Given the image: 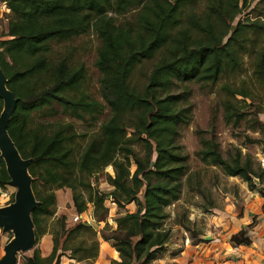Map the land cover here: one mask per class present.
Listing matches in <instances>:
<instances>
[{"label": "trees", "instance_id": "obj_1", "mask_svg": "<svg viewBox=\"0 0 264 264\" xmlns=\"http://www.w3.org/2000/svg\"><path fill=\"white\" fill-rule=\"evenodd\" d=\"M0 2L8 9L5 38L0 39V70L6 89L15 98L5 130L20 157L28 159L30 188L37 201L30 212L34 242L47 232L46 219L55 205L52 187H66L71 192L73 213L83 212L86 202L95 205L93 214L104 212L108 196L117 207L134 203L133 212L117 216L115 228L99 237L118 255L119 260L109 264L151 262L168 242L165 207L179 198L181 178L187 172L186 155L177 150L174 134L177 124L190 119L188 89L171 92L173 80L214 84L229 72H240L243 55L251 56L250 83H223L220 88L252 109L255 127L264 135V21H234L246 0ZM129 11L132 17L119 21ZM88 30L99 39L94 65L99 96L109 114L99 125V137L87 139L75 159L71 145L77 135L70 123L58 122L48 130L30 128L29 115L52 104L76 119L85 115L97 119L102 113L103 104L80 90L83 66L73 68L64 60L52 62L47 57L51 41H66ZM249 32L258 39H251ZM156 53L141 88L130 85L134 65ZM236 95L241 99H235ZM222 106L227 119L242 117V112L237 113L240 107L229 99ZM2 107L0 98V112ZM198 142L201 161L220 166L228 176H238L249 190L255 188L253 177L262 178V169L257 167V171L248 155L238 152L226 160L211 136H200ZM106 166H111L113 173L106 176L111 190L102 193L91 187L88 176ZM8 181L0 156V187ZM95 220L100 222L99 217ZM251 224L230 235L229 242L249 245ZM48 233L49 253L42 257L34 247L21 264H58L65 251L76 263L93 264L98 240L90 226L76 222L64 229L60 222V227H52Z\"/></svg>", "mask_w": 264, "mask_h": 264}, {"label": "rangeland", "instance_id": "obj_2", "mask_svg": "<svg viewBox=\"0 0 264 264\" xmlns=\"http://www.w3.org/2000/svg\"><path fill=\"white\" fill-rule=\"evenodd\" d=\"M245 3L246 6L240 8L234 21L245 20L247 18H259L264 21V0H246ZM198 4L199 7H202L201 2ZM132 14L133 12L129 11L118 19L119 21L130 19ZM7 15L8 9L3 2H0V39L5 38L3 34L6 31ZM234 25L235 23L233 22L232 26ZM248 34L251 39H258L255 34L251 32ZM262 43L263 41L259 44ZM48 46L49 52L47 53V57L52 62L64 60L73 68L80 64L83 66L84 82H82L80 90L103 104L102 113L97 119L90 118L87 115H85L83 119H76L68 115V113L63 112L61 107L57 104H52L51 107H44V109L40 111H32L29 115L30 128L41 127V129L48 130L52 125L58 122L70 123L77 135L71 145L73 157L76 159L87 139L92 136L99 137V125L109 114L107 106L99 96L97 70L94 65L99 39L92 30H88L66 41H51ZM157 57L158 54L156 53L152 58L136 63L130 73L129 84L136 88H141L146 80L151 65L155 62ZM251 61V56L243 55L241 60L242 70L240 72H237L238 70L229 72L223 76L224 78H220L214 84H204L192 80L184 82L173 80L171 92H181L183 88L188 89L186 103L190 106V119L186 124H177L174 134V144L177 150L186 155L187 172L186 176L181 178L182 188L179 198L165 207L167 217L164 221V227L167 228L169 232L168 242L174 241L176 242V246H171L172 248H170L165 243L164 251L147 264H199L200 260L194 255V251L197 248L195 249L192 245L203 242L199 235L203 228L208 227L206 219L216 213L215 210L221 208L226 194L232 195V198L238 202L241 200V197L237 194V181L245 185L246 192L255 193L264 199V196L260 194L262 192L264 194V172L262 178L259 179L260 182L257 178H252L255 188L249 190L246 183L238 176H228L224 174L220 166L207 164L201 161L197 155V151L199 150V137L211 136L215 139L218 151L224 159L230 160L240 152V155L245 154L250 157L253 167L258 171L257 167H259V165L257 164L256 156L259 153H264V135L255 127L252 109H250L249 106H243L242 103L236 102L220 88L223 83H228L233 86L250 83ZM225 99H229L235 107H240V111L237 113H243L241 114V118L234 120L233 116L227 119L222 106ZM235 99L239 100L241 97L236 95ZM5 104L7 106L6 102H4V105ZM257 118L260 121L263 120L262 115H259ZM136 149H138V147H136ZM132 169L133 166L130 167L131 171ZM112 174L111 166H106L89 175L88 180L94 190L107 193L109 185L106 181V176ZM52 189L55 194V205L51 209V215L46 219L47 234L48 230L50 231L52 227H60V222L63 223L64 229L76 223L71 219L74 207L71 201V192L69 188L52 187ZM141 192L142 188L138 191L137 195L140 196ZM15 193L16 186L10 182L4 187H0V207L2 208L12 203L15 198ZM83 194L86 195L85 192ZM110 202L111 201L104 200V212L97 213L96 215L93 214L95 205L89 203V210L92 212V217L91 215L88 216L89 210L88 212L82 213V217L89 220L91 228L92 226L95 228L100 227L104 219H107L109 222H104L101 228H99V233L95 232L98 244V237L101 232L108 234L115 228L114 219L117 216L125 212H133L135 209V205L132 202L122 207H117L116 205L114 207ZM234 205L236 211L239 213L241 204L235 203ZM109 206L114 207V210L107 211ZM87 209L88 208L85 210ZM103 213L106 214L103 215ZM61 217L64 218L61 220ZM97 217L100 218V222H96L95 219ZM92 219H94L95 222L92 221ZM63 237L64 236H61L60 240L63 239ZM11 239V232L9 230H3L0 227V260L3 258L5 246ZM38 241L33 242V246L30 249L17 252L14 264H21L23 257L30 256L32 249L37 247L36 243H38ZM185 242L190 244V247L186 246V250L182 247ZM100 245L101 253H99L98 245V254L93 264H109L111 260H119L118 255L115 254L111 246H108L107 250L105 249V253H103L105 245ZM229 245L233 246L231 243ZM68 253L67 251L63 252L59 258V262L64 261L65 264H79L67 257ZM210 255L211 254H208L204 257L205 255L203 254L202 257L206 259L209 258ZM132 264H140V262H133Z\"/></svg>", "mask_w": 264, "mask_h": 264}, {"label": "crops", "instance_id": "obj_3", "mask_svg": "<svg viewBox=\"0 0 264 264\" xmlns=\"http://www.w3.org/2000/svg\"><path fill=\"white\" fill-rule=\"evenodd\" d=\"M237 186V194L241 197V200L238 202L232 198V195L226 194L221 208L215 210L216 213L206 219L208 227L203 228L199 235L203 242L192 245L195 249L197 248L194 251V255L200 260L199 264H264V199L255 193L246 192L245 185L239 181H237ZM110 190L111 186L109 185L107 192ZM235 203L241 204L239 213L236 211ZM112 205L115 207V204ZM114 207L109 206L107 210H114ZM249 224H251L248 230L250 244L229 245V236ZM98 238L99 253H101L100 244L105 245L104 248L102 247L103 253H105L110 245L107 241L102 240L100 237ZM166 244L170 248H172L171 246H176L174 241ZM36 246L40 256H46L51 249L50 234L43 233L39 237ZM186 246L190 247V244L185 242L182 246L183 249L186 250ZM203 254L205 255L204 257L208 254L211 255L209 258L204 259L202 257ZM59 264L65 263L60 261Z\"/></svg>", "mask_w": 264, "mask_h": 264}, {"label": "water", "instance_id": "obj_4", "mask_svg": "<svg viewBox=\"0 0 264 264\" xmlns=\"http://www.w3.org/2000/svg\"><path fill=\"white\" fill-rule=\"evenodd\" d=\"M5 81L0 70V98L3 100L0 112V156L9 177L8 182L16 186V193L12 203L0 208V227L9 230L12 234V239L4 248L0 264H14L17 252L28 250L33 246L34 236L30 212L37 201L30 188L31 179L26 169L28 159L20 157L5 130L6 121L15 105V98L6 89Z\"/></svg>", "mask_w": 264, "mask_h": 264}, {"label": "built area", "instance_id": "obj_5", "mask_svg": "<svg viewBox=\"0 0 264 264\" xmlns=\"http://www.w3.org/2000/svg\"><path fill=\"white\" fill-rule=\"evenodd\" d=\"M256 161H257V164L259 165V167L262 169V171L264 172V153H259V154H257V156H256ZM107 200L108 201H110V198H109V196L107 197ZM89 203L90 202H86V208H88L87 210H84L83 212H88V210H89ZM91 204V203H90ZM110 204H113V202H110ZM83 212H81V213H73L72 215H71V219L73 220V222H80V223H83V224H86V225H89L90 223H89V220L88 219H86V218H84V217H82V213ZM89 215L88 216H90L91 215V217H92V212L89 210V213H88ZM92 221H94L95 222V220L94 219H92ZM104 222H108L107 220H105ZM104 222L103 223H101V226L104 224ZM109 223V222H108ZM89 226H91V225H89ZM101 226L100 227H98V228H95L94 226H92V228L95 230V232L96 233H99V228H101Z\"/></svg>", "mask_w": 264, "mask_h": 264}, {"label": "bare ground", "instance_id": "obj_6", "mask_svg": "<svg viewBox=\"0 0 264 264\" xmlns=\"http://www.w3.org/2000/svg\"><path fill=\"white\" fill-rule=\"evenodd\" d=\"M1 208V207H0Z\"/></svg>", "mask_w": 264, "mask_h": 264}]
</instances>
